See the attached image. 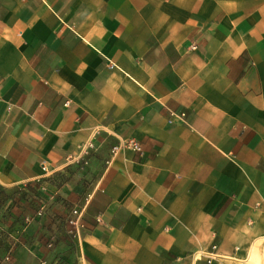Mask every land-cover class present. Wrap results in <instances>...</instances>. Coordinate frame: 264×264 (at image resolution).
<instances>
[{
	"label": "crops",
	"instance_id": "1",
	"mask_svg": "<svg viewBox=\"0 0 264 264\" xmlns=\"http://www.w3.org/2000/svg\"><path fill=\"white\" fill-rule=\"evenodd\" d=\"M27 185L11 264H264V0H0V186ZM62 215L72 249L25 242Z\"/></svg>",
	"mask_w": 264,
	"mask_h": 264
},
{
	"label": "trees",
	"instance_id": "2",
	"mask_svg": "<svg viewBox=\"0 0 264 264\" xmlns=\"http://www.w3.org/2000/svg\"><path fill=\"white\" fill-rule=\"evenodd\" d=\"M60 177L62 178L63 181L67 180L62 174H60ZM20 193V198L19 200H23L24 205H23V220L26 217V212L25 210L32 208H38L36 207V203L41 206L42 201L44 202V197L41 194V190L38 187H34L32 185H27L25 188H20V189H12L8 190L0 186V208H3L6 206V204L11 201V203L8 205L5 214L2 216L5 218L7 216L6 213H8V210L11 209L15 202H14V197ZM27 204V205H26ZM30 212V211H29ZM41 215V214H40ZM42 216L39 218V222L41 223ZM37 221V220H36ZM56 221V230L54 231H49L50 235L47 236L46 231H37L34 232V234L30 235L25 232L24 240L26 243L30 244L32 239L39 241L40 244L44 245L45 247L50 246V250H54L57 245H59L61 242H64L65 245H68L70 249L73 248V243H72V235L73 233L70 232L72 231L73 227L69 225V229H65V221L66 219L62 216H57L55 218ZM43 226V225H42ZM44 227V226H43ZM70 232V233H69ZM28 234V235H27ZM16 247H11L10 243L8 242V235L6 232H3L0 230V264H11L12 261L11 259L13 258L15 252H16ZM8 257L7 262H3V258ZM49 264L47 260H42L40 264Z\"/></svg>",
	"mask_w": 264,
	"mask_h": 264
},
{
	"label": "built area",
	"instance_id": "3",
	"mask_svg": "<svg viewBox=\"0 0 264 264\" xmlns=\"http://www.w3.org/2000/svg\"><path fill=\"white\" fill-rule=\"evenodd\" d=\"M133 145H134V148H135L136 150L140 151V148H139L138 144L133 143ZM118 150H119V147H115L113 151H114V153H115V152H117ZM75 214H77V212H75ZM72 223H74V222H72ZM206 255L209 256L210 258H211V256H212L211 254H206Z\"/></svg>",
	"mask_w": 264,
	"mask_h": 264
}]
</instances>
